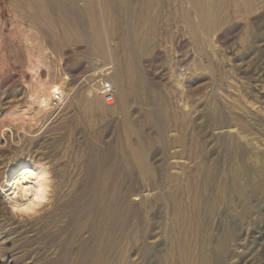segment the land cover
<instances>
[{
    "label": "rangeland",
    "instance_id": "1",
    "mask_svg": "<svg viewBox=\"0 0 264 264\" xmlns=\"http://www.w3.org/2000/svg\"><path fill=\"white\" fill-rule=\"evenodd\" d=\"M195 12L0 0V194L21 159L55 179L38 216L0 212V264H264V0H212L205 25ZM26 38L49 69H29ZM104 45L123 94L101 113L83 92L96 58L113 65ZM41 80L79 98L50 111Z\"/></svg>",
    "mask_w": 264,
    "mask_h": 264
},
{
    "label": "bare ground",
    "instance_id": "2",
    "mask_svg": "<svg viewBox=\"0 0 264 264\" xmlns=\"http://www.w3.org/2000/svg\"><path fill=\"white\" fill-rule=\"evenodd\" d=\"M190 4L192 5V7L195 9V13H196V20L197 23H202L205 25V21L208 20L209 18V10L211 8L212 5V0H190ZM219 9V8H218ZM25 20V19H24ZM25 22V21H24ZM20 24V23H19ZM22 24V23H21ZM24 26V25H23ZM25 27V26H24ZM26 28V27H25ZM30 28V27H29ZM27 30V29H26ZM31 32V30H30ZM53 32V31H52ZM107 32V31H106ZM107 34V33H106ZM109 35V34H108ZM96 36V35H95ZM25 43H26V47L29 48L28 52L29 55L31 57V61H30V67L29 69H31L34 72H37L41 70L42 67H46V69H49V66L46 62V58H45V50L41 49V48H33L32 50L30 49V45H31V40L30 39H24ZM94 42H97V46H102L104 41L103 39H93ZM109 41V39H108ZM106 42V41H105ZM57 43V42H56ZM99 44V45H98ZM102 44V45H100ZM59 45V44H58ZM106 47V49H102V51H99L100 55L103 54V56L108 55L109 57H111V62H112V68H113V75L112 77L110 76L111 73H103V68L107 66V64H105V60L103 59V57L100 58H96L95 59V65L98 67V71L94 72L93 74H91V79L88 81L89 82V86L88 88L83 92L85 101H86V105L88 107V109L90 110H98L101 113H105L106 109H113L115 110V106L114 102L113 103H107L102 102L101 98H103L100 94L99 91L97 90V88H95L96 86L94 84H90L92 83L94 80H96L97 78H104V79H109L112 83L113 86L115 88L116 91V95H117V91H119L118 96L120 97V99H122V94H123V89H122V84H121V77H120V72L118 71V69H114V65H117V67L120 68L122 67V63L118 62L117 60H115L113 54L111 53V47L108 45H104ZM101 67V68H100ZM49 72V71H48ZM44 76V75H43ZM40 78V77H39ZM39 82V81H38ZM86 82V81H85ZM46 83V82H44ZM39 84V83H38ZM49 85V84H48ZM62 86V85H61ZM42 91H46V95L43 93ZM72 95H74V98L77 99L79 98L78 94L76 93V88L75 87H69L68 89V93H65L61 87L59 85H51L49 89H45L44 84L41 80L40 82V89L38 91V97H39V102L42 103L41 105H45L48 104V110L50 111H54V112H58L63 108V105H66V101H68V97H72ZM48 96V97H46ZM55 98H60V103H56L55 102ZM50 101V103H49ZM77 103V102H76ZM61 107V108H60ZM26 116V115H25ZM21 118V117H20ZM19 120V119H18ZM16 124V123H15ZM229 133H233V130H231ZM32 134H28V137H31ZM27 138V137H26ZM104 159V158H103ZM106 159V158H105ZM119 159V158H118ZM33 162H39V161H34L32 159H21L18 162H13L8 164L6 172H5V189L4 192L8 193L9 192V187H10V182L16 178L20 172L22 170H24L25 172H28L31 170L32 168V163ZM175 162V161H174ZM103 163V162H102ZM118 164V163H117ZM96 165V164H95ZM98 165V164H97ZM115 166V165H114ZM51 171V170H50ZM3 184V185H4ZM122 185V184H121ZM3 190V189H2ZM120 191V190H119ZM129 197V196H128ZM48 204V203H47ZM46 204V205H47ZM126 204V203H125ZM45 205V206H46ZM130 205V204H129ZM44 206V207H45ZM129 207V206H128ZM136 207V205H135ZM135 211V210H134ZM103 212V211H102ZM129 212V211H128ZM123 225V224H122ZM118 231V230H117Z\"/></svg>",
    "mask_w": 264,
    "mask_h": 264
},
{
    "label": "clouds",
    "instance_id": "3",
    "mask_svg": "<svg viewBox=\"0 0 264 264\" xmlns=\"http://www.w3.org/2000/svg\"><path fill=\"white\" fill-rule=\"evenodd\" d=\"M55 192V179L44 162H33L10 182L9 192L0 194V212L20 220L38 216Z\"/></svg>",
    "mask_w": 264,
    "mask_h": 264
},
{
    "label": "built area",
    "instance_id": "4",
    "mask_svg": "<svg viewBox=\"0 0 264 264\" xmlns=\"http://www.w3.org/2000/svg\"><path fill=\"white\" fill-rule=\"evenodd\" d=\"M111 69H112V66L107 65L106 67L103 68L102 72L110 73ZM94 85L96 86L97 90L99 91V94L103 97L105 102L107 103L115 102L116 91H115L113 84L110 81L104 78H97ZM59 99L60 98L58 99L55 98V102L60 103Z\"/></svg>",
    "mask_w": 264,
    "mask_h": 264
}]
</instances>
